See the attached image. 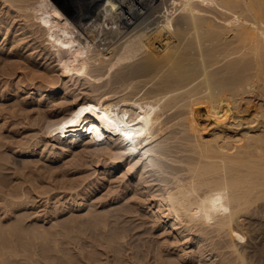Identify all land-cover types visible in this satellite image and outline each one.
Instances as JSON below:
<instances>
[{
  "label": "bare ground",
  "instance_id": "1",
  "mask_svg": "<svg viewBox=\"0 0 264 264\" xmlns=\"http://www.w3.org/2000/svg\"><path fill=\"white\" fill-rule=\"evenodd\" d=\"M72 2L70 13L55 0H0V64L19 61L0 66L12 83L0 119L30 125L25 109L51 114L62 95L73 106L44 135L122 164L132 181L109 190L103 212L38 213L30 176L13 166L23 142L4 128L0 264H258L246 246L264 213V0Z\"/></svg>",
  "mask_w": 264,
  "mask_h": 264
},
{
  "label": "rangeland",
  "instance_id": "2",
  "mask_svg": "<svg viewBox=\"0 0 264 264\" xmlns=\"http://www.w3.org/2000/svg\"><path fill=\"white\" fill-rule=\"evenodd\" d=\"M55 2L57 3V5L63 11L68 10V12L71 11L70 13L74 12L73 6L71 5V4H73L72 0H55ZM153 2H154L153 4L157 5L156 8H158V9H161V7L163 6L161 3H159L160 0H153ZM0 13H2V12H0ZM152 19L153 18L149 19L146 22V24L148 22L152 21ZM145 20H147V19H145ZM146 24H144L143 26H145ZM17 25L18 24H16L15 26H17ZM27 54H28V51L24 52V55H27ZM12 58L13 57H11L9 59L8 58L4 59L1 62L0 66H3L4 64H11L13 66V63L16 64V63L19 62L15 58H13V59ZM39 70L43 71V67L39 68ZM143 70L144 69H142V71ZM55 71L57 72L58 70H55ZM6 80L7 79H2L0 81V91L1 90L2 91L6 90L9 87V85L12 86V83H10L8 80L7 81ZM37 84H38V82H37ZM261 91L264 92V90H262V88H261ZM85 95H87V94L81 92L78 95L79 98L76 99V100H73V101H78V102L83 101V99H85ZM62 97L63 96L61 95L59 97H56V99L54 100V103H56L57 107H52V105L50 103V106L53 109V111L51 112L52 115L50 113L48 114L49 116L47 114L40 116V114H38V112H37L38 109H36L37 106H33V107H29V108L25 109V112H27V114H28L29 120L33 122V123L32 122L29 123L31 126L28 125V124H24L25 126L23 127V123H20V122H18V123H16V122L10 123V119L11 118H9V117L6 118V119H0V138L6 136L8 134V131L7 130L4 131V128L7 127V129L10 130V131H12L15 128L14 129V134L15 135L10 137V138L11 139L13 138V140H20V141L23 142L22 143V145H23L22 148L21 147H17L19 149H16V147H15V148L11 149V151H14V153H16L15 151H18V150L19 151H21V150L24 151V153L20 152V153L17 154V156H16L17 160H15V162H13V163H15V165H13V163H12V165L14 166V168L18 167L20 170L21 169H25L27 171L26 175L28 174L27 176H30L29 180L24 181V185L23 186L26 189H27V187H30L29 190L31 189L30 192H31V194L33 196H31L30 193H28L27 194L28 196L26 197V200L28 201L27 203H30L33 200L36 202V205H37L36 209L41 211V212L38 211V213H42L45 210H49V209L50 210L55 209L56 212L57 211L60 212V210L63 209V210H61V212H63L65 210H67V208L75 210L78 207H81V208H80V210H77V213L80 212L82 215L85 214L86 212H88V210L90 208H92V209L95 208L97 210L99 208L98 211L103 212V211L106 210L107 207H105V206H101L100 207V205H99L100 202L99 201H101V200L102 201H107V199L110 196L109 192L111 190L123 191L124 190V185L129 183V181L131 182L132 179L127 177L128 175H124V168L122 167V164H120L121 168L118 166L119 164L116 165V170H115V168H111L110 165H106L105 166V162H108L110 160V158H107L106 156H103L101 154H97V155L93 154V151H91V148H85V145H79V143L75 144V145H71V146H70V144H68V145L67 144H61V143H59V140L57 138L56 139H51V138H48V137H46L44 135V134H46V126H47V124L51 123V122L57 120L58 118H60L61 116L65 115L67 112L70 111L71 107L73 106L71 101L68 100V99L66 100V102L64 104H62V105L59 104L60 100H62L61 99ZM87 97H88V95L86 96V98ZM14 102H15V99L14 100H10V97H7V98L4 99L3 105L13 104ZM1 103H2V101L0 100V104ZM33 109L34 110L36 109L35 112H34ZM30 118H32V119H30ZM18 124H21L22 127L20 125H18ZM27 125H28V128H27ZM20 127H21V129H18ZM33 127L35 129H33ZM40 132H41V134H40ZM45 138L47 140H45ZM49 140H51V141H49ZM27 141H28V143H27ZM37 141H39V142H37ZM98 148L99 147H97V150H98ZM13 149H15V150H13ZM31 151H33V152H31ZM99 155H101V156H99ZM95 156L97 157V160H96ZM18 157L22 158V159H19ZM27 157H28V159H27ZM80 157H81L82 160L80 159ZM92 157H94V158H92ZM22 161H23V163H22ZM95 161H97L96 164H95ZM16 162L17 163L19 162V163L17 164ZM25 162H29V163H26L27 165L30 164L28 166V168L27 167L24 168V167L21 166V165L25 164ZM20 163H21V165H20ZM48 163H49V165H48ZM50 164L53 165V166H51ZM63 167H65V168H63ZM105 167H107V168H105ZM46 168H48V169H46ZM56 169H57V172H56ZM44 171H45V173H44ZM34 174L37 175L38 177L35 176ZM57 174H59V175H57ZM32 176L35 177V178H33ZM45 177H47V178H45ZM31 178H33V179H31ZM50 179L52 180V182H51ZM43 180H46V181L43 182ZM17 181H19V180H17ZM41 182H43V183H41ZM28 185H30V186H28ZM38 185H40L42 188L40 186H38ZM49 187L50 188L52 187V188L50 189ZM53 188L54 189L57 188V189L54 190ZM35 193H36V195H34ZM37 194H38L39 197L37 196ZM41 196L43 198H41ZM103 196L105 197V199H104ZM46 197H47V199H46ZM36 198H37V200H36ZM47 200L49 202H47ZM58 200H60V201H58ZM73 203L76 204V205H74ZM87 203H88V205H87ZM93 203H96V204L93 205V207H92L91 204H93ZM59 204H61V205H59ZM70 204L72 206H70ZM259 204L264 206V199H262V201L260 200ZM44 205L47 206V208ZM59 206H61V207H59ZM260 208H259V210H260ZM72 212H75V211H72ZM252 219L254 221L253 224L257 228V230L253 232V234H254L253 238L254 239L253 238L251 239L252 242H247L248 245L246 244L247 245L246 247H247V249H250V248L254 249L253 258L256 260L255 261L256 263L264 264V213L260 212V214L256 215ZM146 224L150 225V224H152V222L150 221V222H147ZM137 228H140V227L138 226V227H135L133 229L136 230ZM162 231H163L162 229H158L157 232H159V235H158V233H156L153 236L160 237L161 235L164 234V232H162ZM141 236H149L150 237L151 235L148 234L147 232H141ZM126 238H128V235L126 236ZM190 248L191 247L187 248V250H189Z\"/></svg>",
  "mask_w": 264,
  "mask_h": 264
}]
</instances>
